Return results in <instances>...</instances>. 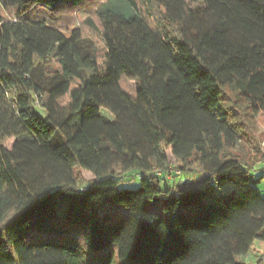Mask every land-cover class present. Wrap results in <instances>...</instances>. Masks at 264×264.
I'll return each mask as SVG.
<instances>
[{"label":"trees","instance_id":"obj_1","mask_svg":"<svg viewBox=\"0 0 264 264\" xmlns=\"http://www.w3.org/2000/svg\"><path fill=\"white\" fill-rule=\"evenodd\" d=\"M260 112L264 0H0V264H264Z\"/></svg>","mask_w":264,"mask_h":264},{"label":"rangeland","instance_id":"obj_2","mask_svg":"<svg viewBox=\"0 0 264 264\" xmlns=\"http://www.w3.org/2000/svg\"><path fill=\"white\" fill-rule=\"evenodd\" d=\"M95 7H96L95 3H90L77 11L64 12L59 17L57 23L61 24L63 27L67 26V29H64L65 33L67 34L71 31L73 27L81 28L84 35L90 37L95 42L101 60L105 47L101 39V26L95 14ZM5 14L7 16H12L11 11H7L5 12ZM87 19H90L93 22L94 26H91L89 23H87ZM36 111L41 117L46 116V110L43 109L42 107L37 106ZM107 115L113 118V115L111 113L108 112ZM249 129L253 139L245 138L243 143H241L238 152L242 156H246L253 160H257L258 156L264 154V114L262 112L256 114L250 120ZM246 140H253L254 143ZM12 144L13 141L9 142V146H11ZM257 148L259 149L260 153L257 152ZM83 174L87 180L92 178V176L87 171H83ZM134 174L135 171H129L126 175L129 177ZM250 174L254 186L259 190L260 194L264 197V161H259L254 163L253 168L250 169ZM204 176L205 173L200 171L192 172V173L184 172L182 176L177 178L175 177L169 178L168 180L170 182L169 184H174V183L180 184V183H184L186 180L201 179ZM141 184H142L141 179L136 177L134 178V180L130 179V181H127L122 185L123 187L128 189H137L141 186ZM63 205H64L63 201L58 204V210L55 216V221L68 223L69 220L62 215ZM101 211L110 212L111 221H117L126 214V209L124 207L116 206L111 202L102 203ZM62 238L63 237L61 236H54L52 239L49 238L47 240L61 241ZM263 247L264 246L261 245L259 242L256 243L255 248L257 250L252 251L250 253L251 261L259 257L261 251L263 250Z\"/></svg>","mask_w":264,"mask_h":264},{"label":"crops","instance_id":"obj_3","mask_svg":"<svg viewBox=\"0 0 264 264\" xmlns=\"http://www.w3.org/2000/svg\"><path fill=\"white\" fill-rule=\"evenodd\" d=\"M263 250H264V247H263ZM248 259H250V255L248 256ZM251 260V259H250Z\"/></svg>","mask_w":264,"mask_h":264},{"label":"built area","instance_id":"obj_4","mask_svg":"<svg viewBox=\"0 0 264 264\" xmlns=\"http://www.w3.org/2000/svg\"><path fill=\"white\" fill-rule=\"evenodd\" d=\"M159 174H160V172H159Z\"/></svg>","mask_w":264,"mask_h":264}]
</instances>
